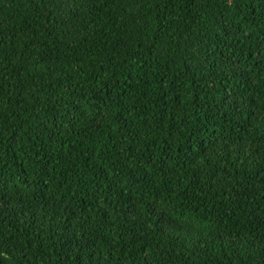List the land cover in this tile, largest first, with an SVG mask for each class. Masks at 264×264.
I'll return each mask as SVG.
<instances>
[{
    "label": "trees",
    "instance_id": "obj_1",
    "mask_svg": "<svg viewBox=\"0 0 264 264\" xmlns=\"http://www.w3.org/2000/svg\"><path fill=\"white\" fill-rule=\"evenodd\" d=\"M0 264H264V0H0Z\"/></svg>",
    "mask_w": 264,
    "mask_h": 264
}]
</instances>
